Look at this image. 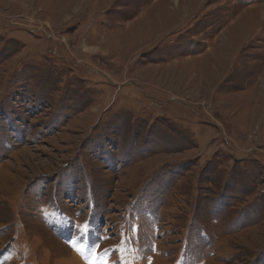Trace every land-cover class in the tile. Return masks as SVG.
<instances>
[{
  "label": "rangeland",
  "instance_id": "374dc122",
  "mask_svg": "<svg viewBox=\"0 0 264 264\" xmlns=\"http://www.w3.org/2000/svg\"><path fill=\"white\" fill-rule=\"evenodd\" d=\"M0 264H264V0H0Z\"/></svg>",
  "mask_w": 264,
  "mask_h": 264
}]
</instances>
